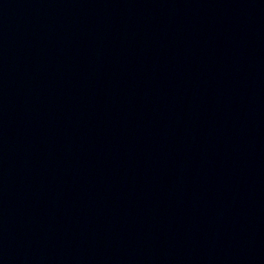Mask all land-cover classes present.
<instances>
[{
	"label": "water",
	"instance_id": "1",
	"mask_svg": "<svg viewBox=\"0 0 264 264\" xmlns=\"http://www.w3.org/2000/svg\"><path fill=\"white\" fill-rule=\"evenodd\" d=\"M0 264H264V0H22Z\"/></svg>",
	"mask_w": 264,
	"mask_h": 264
}]
</instances>
